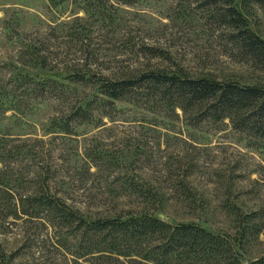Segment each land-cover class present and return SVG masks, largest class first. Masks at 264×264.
Returning <instances> with one entry per match:
<instances>
[{
  "label": "rangeland",
  "instance_id": "1",
  "mask_svg": "<svg viewBox=\"0 0 264 264\" xmlns=\"http://www.w3.org/2000/svg\"><path fill=\"white\" fill-rule=\"evenodd\" d=\"M232 4L264 40V0ZM216 5L0 0V264H129L96 260L72 228L22 215L20 200L44 180L87 221L149 213L231 240L245 233L242 264L264 256V138L141 101L105 106L95 82L164 71L264 86L263 65L224 39Z\"/></svg>",
  "mask_w": 264,
  "mask_h": 264
},
{
  "label": "trees",
  "instance_id": "2",
  "mask_svg": "<svg viewBox=\"0 0 264 264\" xmlns=\"http://www.w3.org/2000/svg\"><path fill=\"white\" fill-rule=\"evenodd\" d=\"M121 1L129 3L134 0ZM212 1L218 8L211 17L225 28L224 39L241 58L264 67V40L249 28L246 18L232 0ZM95 82L100 94L107 98L103 100L105 106L124 99L141 101L159 111L162 107L164 112L171 113L178 109L188 116L193 126L226 120L237 132L252 138H264L263 85L164 71L100 77ZM76 114H70L73 120ZM40 188L39 194L33 193L20 200L21 214L30 218H48L59 229L60 225L72 228L69 230L74 235L79 234L80 238L77 250L95 251L98 254L96 260L124 257L128 258L129 264H242L237 248L246 242L243 232L231 240L198 225H171L149 213L87 221L82 213L53 197L46 180L41 182ZM63 240L66 241V237ZM250 264H264V256Z\"/></svg>",
  "mask_w": 264,
  "mask_h": 264
}]
</instances>
